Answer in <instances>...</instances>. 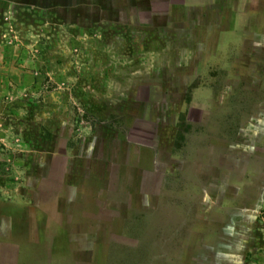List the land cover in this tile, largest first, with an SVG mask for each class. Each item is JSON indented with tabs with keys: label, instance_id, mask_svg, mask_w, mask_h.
Listing matches in <instances>:
<instances>
[{
	"label": "rangeland",
	"instance_id": "1",
	"mask_svg": "<svg viewBox=\"0 0 264 264\" xmlns=\"http://www.w3.org/2000/svg\"><path fill=\"white\" fill-rule=\"evenodd\" d=\"M209 5L137 33L147 44L116 46L90 28L91 12L107 21L105 2L0 0V219L24 228L54 152L134 117L150 132L156 116L177 130L171 167L161 196L132 215L129 251L109 263L264 264V0ZM138 13L115 18L146 20ZM92 58L100 85L145 84L148 107L87 109L78 84ZM103 90L101 102L119 104Z\"/></svg>",
	"mask_w": 264,
	"mask_h": 264
},
{
	"label": "crops",
	"instance_id": "2",
	"mask_svg": "<svg viewBox=\"0 0 264 264\" xmlns=\"http://www.w3.org/2000/svg\"><path fill=\"white\" fill-rule=\"evenodd\" d=\"M218 1L97 0L106 3L108 18L98 26L99 13L91 12L90 28H105L102 39L111 45L141 46L147 41H141L138 34L180 21L184 18L178 15L181 10L183 14L202 12L208 3L212 6ZM120 2L123 4L118 6ZM135 8L146 20L115 18L124 12L131 15ZM196 24L203 25L200 21ZM88 39L90 45L98 44L97 37ZM124 55L129 54L118 51L115 59H129ZM133 55L130 52V59H137ZM92 61L83 66L78 84V97L87 109L148 107L152 99L141 96L145 84L100 85L96 79L99 69L93 68ZM102 90L116 93L114 100L119 104L109 99L101 102L98 94ZM150 120L154 125L150 132L141 117H134L127 121L125 132H111L100 139L92 133L83 134L78 146L54 152L37 183L24 228L0 219V264H110L115 249L125 251L128 247L129 251L132 245L127 241L133 236L126 231L128 223L136 211L161 196L177 139L172 125L156 116Z\"/></svg>",
	"mask_w": 264,
	"mask_h": 264
}]
</instances>
